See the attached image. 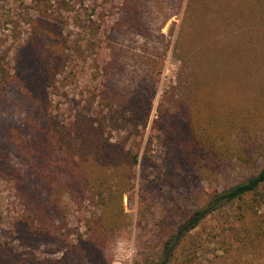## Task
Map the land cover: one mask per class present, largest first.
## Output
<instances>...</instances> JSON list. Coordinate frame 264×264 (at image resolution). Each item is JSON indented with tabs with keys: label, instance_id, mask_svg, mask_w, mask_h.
<instances>
[{
	"label": "rangeland",
	"instance_id": "rangeland-1",
	"mask_svg": "<svg viewBox=\"0 0 264 264\" xmlns=\"http://www.w3.org/2000/svg\"><path fill=\"white\" fill-rule=\"evenodd\" d=\"M80 120L102 131L103 159L85 155L98 144L89 123L66 134L72 154L51 149L48 130ZM192 124L208 138L187 154ZM263 166L264 0H0V243L20 260L152 264L186 213ZM47 228L31 248L25 234ZM234 228L230 210L209 217L193 264H264L222 257Z\"/></svg>",
	"mask_w": 264,
	"mask_h": 264
},
{
	"label": "trees",
	"instance_id": "trees-1",
	"mask_svg": "<svg viewBox=\"0 0 264 264\" xmlns=\"http://www.w3.org/2000/svg\"><path fill=\"white\" fill-rule=\"evenodd\" d=\"M34 1L37 2V5L39 6V10L42 9L43 7H46L47 3H50V0H34ZM46 11H48V9ZM104 68L110 74L109 67L104 66ZM202 81L201 80L200 82L197 81L198 85H200ZM52 87L56 89L58 88V86L55 84ZM3 88L4 86L1 85V90ZM109 88L111 92L112 90L111 76L107 80L105 91L109 90ZM119 93L120 92H115V96H113V99L119 98L117 100L121 101L120 105L122 107L113 109L114 112L118 114L120 113V110H124L128 106L127 97H125L124 94L122 93L119 94ZM209 97H211V94ZM212 97H214L213 94ZM210 101H212V99L206 100V102H210ZM206 105L208 104L206 103ZM255 110L258 111V109ZM215 115H218V113L213 112L212 114H208L206 118V126L204 127V132L206 134L211 135L216 130L219 129V122H218L219 118L218 116L214 117ZM105 117L106 115H104V118ZM232 117L233 118H225V119L228 125L233 129L235 128V123L239 119V114L236 113V111L232 112ZM111 118L114 119V116L112 115ZM84 121L85 120H80L74 122L73 124L70 123L68 124L70 125L68 128L66 126L56 125V129L55 128H53V130L49 129L48 135L50 134L52 140L51 142L52 148L51 147L50 148L52 150L57 149L59 151L68 149L67 152L69 154H72L73 152L70 149L72 148L75 149V147H73L72 144L69 143L70 140L69 138L71 136H68L66 134L69 133L70 135V131L72 130L71 133L72 136L79 135L81 132L79 130L73 131V129H76L78 127L80 129H85V127L89 123L91 128L95 130V136L97 138L96 142H98V144H97V150H90L94 153L93 155H90L88 153H85V155L86 157H96L99 160L103 159V154L107 146V141L102 139L103 133L102 131L101 132L99 131V128L97 129V126H94V123H90V122L84 123ZM248 124L249 122L245 123V125ZM191 128L194 139L190 144H188L189 146L188 148H187V143H188L187 140L188 139L191 140V138H186L185 136L183 137V139H180L181 136L178 137L174 136L172 138L174 142L173 146H175L176 144L175 138L180 139L181 145H184V148L182 147L183 148L182 152H185L187 154L189 153L193 154L195 152L194 147H196L197 144L201 143V141H203L205 138H208L205 133L203 135V133L201 132V130H199V128L197 131V127L195 124H192ZM171 133L177 134L174 133L173 131H171ZM81 135L84 136V140L88 138L86 134H81ZM170 137H172L171 134ZM172 148L175 152V159L178 160L180 155L179 153L180 148L178 146ZM238 153H243L241 155H244V152L241 150ZM47 154H49L47 150L43 152V156ZM51 159L52 158L50 156L48 158V161H50ZM137 161L138 158L137 156H135L133 158V164H131L130 167L132 168V166L135 165ZM8 162H9L8 160H5V162L2 163L3 168L10 169ZM80 177L85 187H87L86 185L88 184L90 185L91 181L86 171L84 176L82 175L81 172ZM15 180L17 181L18 189L20 190L21 181H19V179H15ZM90 186L91 188H93V185ZM96 187L99 189L100 186L98 185ZM23 191L25 192L24 187H23ZM25 199L27 201L28 199H30V197H28V195L26 194ZM227 210H230V212L233 213L234 215L235 228H234L233 236L235 238L234 240H232L233 245L232 246L229 245L227 249H226V239L222 241L220 248L223 251V253L221 254L223 255L222 257H224L225 255H231L233 254L234 251H237L238 253V256L236 257L237 260L238 257L240 259H245L247 256L248 257L253 256L260 258V261L264 262V166H263L256 175H253L247 180L237 185H234L229 189L223 190L221 192L215 191L210 195L208 201L203 206L197 207L196 209L190 211L189 213H186L184 215L183 222H181L176 228H172V230H170L171 232L168 234L169 236L161 240L162 246L159 253L157 254L158 260H154L152 264H176L179 261H180L179 263L193 264L195 254L197 253L196 247H198L199 245V240H197V238L193 234L213 214L217 212H224ZM50 234L52 233L50 232V229L47 228L44 229V233L42 236L37 231L33 232V234L26 233L25 236L28 237L27 238L28 244L31 246V248H33L36 245L35 241H39V239L45 238ZM35 238L38 239L34 240ZM5 245L7 244L0 243V250L4 251L3 255H0V264H11L13 260L12 257H15L17 259L15 260L17 261L16 264H24V263L31 264L30 260L33 259L32 257L33 253L31 251L27 252L25 256L21 257L22 260H20L19 258L20 255H16L14 254V252L7 251V249L4 248L6 247Z\"/></svg>",
	"mask_w": 264,
	"mask_h": 264
}]
</instances>
